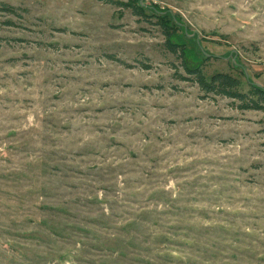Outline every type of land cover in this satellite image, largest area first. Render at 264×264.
I'll return each mask as SVG.
<instances>
[{"label": "rangeland", "instance_id": "1", "mask_svg": "<svg viewBox=\"0 0 264 264\" xmlns=\"http://www.w3.org/2000/svg\"><path fill=\"white\" fill-rule=\"evenodd\" d=\"M136 1L206 80L264 87V0ZM156 22L0 0V264H264V112L179 80Z\"/></svg>", "mask_w": 264, "mask_h": 264}, {"label": "trees", "instance_id": "2", "mask_svg": "<svg viewBox=\"0 0 264 264\" xmlns=\"http://www.w3.org/2000/svg\"><path fill=\"white\" fill-rule=\"evenodd\" d=\"M104 3L116 4L120 8H128L132 11V14L144 18H155L157 25L160 26L162 34L164 36V48L172 55H175L180 60V66L186 74L185 77L179 75L178 79L183 81H191L195 84L198 90L203 96H217L236 102L235 108L242 111H262L264 112V87L256 86V84L250 83L248 85V91L244 92L240 90L239 82L233 76L226 73H216L210 80H206L198 68H192L184 62L185 47L180 44L171 42L170 38L174 35V27L171 23L168 24L165 21L166 16L164 14L146 13L143 7L136 0H129L127 3L117 2L113 0H98ZM4 12L13 14L14 10L8 5H3L1 8Z\"/></svg>", "mask_w": 264, "mask_h": 264}, {"label": "water", "instance_id": "3", "mask_svg": "<svg viewBox=\"0 0 264 264\" xmlns=\"http://www.w3.org/2000/svg\"><path fill=\"white\" fill-rule=\"evenodd\" d=\"M256 86H260V85H257V84H256Z\"/></svg>", "mask_w": 264, "mask_h": 264}]
</instances>
